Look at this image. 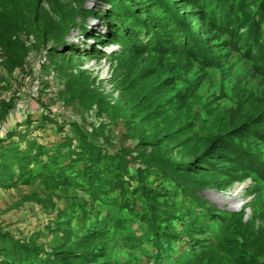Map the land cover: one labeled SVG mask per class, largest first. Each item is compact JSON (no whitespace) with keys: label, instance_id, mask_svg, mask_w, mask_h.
<instances>
[{"label":"rangeland","instance_id":"1","mask_svg":"<svg viewBox=\"0 0 264 264\" xmlns=\"http://www.w3.org/2000/svg\"><path fill=\"white\" fill-rule=\"evenodd\" d=\"M39 1L0 0V154L5 152L12 158L17 151L26 152L31 143L51 151L71 129L79 130L94 144L127 157L131 173L123 175L126 183H138V169L145 172V162H154L161 165L162 171L197 183L195 197L214 207L216 214L225 212L222 216H227L228 221L207 217L206 209L192 200L196 198L181 194L174 182L154 168L148 174L151 173L157 195L148 197L159 208L151 212L144 205L148 197L140 189L127 185L124 193L114 192L106 199L96 200L81 190L61 188L51 178L19 176L13 171H18L22 164L10 162L4 167L0 155V236L6 233L12 241L47 253L81 248L89 264H238L231 256L248 259L256 251L261 254L257 261L264 264V215L259 216L264 213V180L252 171H262L257 155L264 161V139L247 135L248 123L239 110L247 100L264 105L262 72L253 70L239 52H225L221 40L210 45L217 57L215 68L189 63L179 55L156 56L155 66L161 70L159 80L169 84L171 77L174 83L166 97L169 99L170 95L173 103L181 104L177 105L185 117L182 141L187 147L181 154L165 155L151 146H140L142 140L151 143L155 139L131 133L134 126L129 117L115 106L118 92L107 81L111 72L109 60L84 53L93 42L92 34L106 29L95 14L86 12L100 13L109 7L100 0H52L54 8L45 6L41 11L45 30L53 33L55 40L64 37L73 51L60 46L51 51V43H45L42 37L43 28L33 21L31 9ZM57 1L65 7L61 8ZM113 48L117 47L110 45L104 50ZM169 64L175 65L172 70ZM181 93L192 96L188 106ZM164 116H169V112ZM259 128L264 131V123ZM218 139L228 144L224 150L226 157L234 152L252 151V155H245L257 167L247 163L250 170H244L245 166L235 162L238 158L217 164L223 170L220 186L225 187L216 186L207 177L174 169L171 163L186 160L191 149ZM75 145L76 140H72L61 146L62 155ZM242 152L240 161L245 159ZM40 159L48 161L46 155ZM28 168H32L31 162ZM110 181L117 183L114 178ZM153 214L159 216L157 220L166 233H158V253L147 228ZM94 228L107 235L87 236ZM133 235L136 244L126 246V239ZM219 239L222 246L211 249ZM193 241L199 243L193 247ZM1 246L8 244L0 240ZM234 247L236 250L232 251ZM4 258L12 259L0 254V259Z\"/></svg>","mask_w":264,"mask_h":264},{"label":"trees","instance_id":"2","mask_svg":"<svg viewBox=\"0 0 264 264\" xmlns=\"http://www.w3.org/2000/svg\"><path fill=\"white\" fill-rule=\"evenodd\" d=\"M100 1L109 7L108 10L100 13L88 10L86 15L95 14L96 18L104 23L106 29L102 33L95 32L92 34L93 42L86 46L84 53L90 57H104L109 60L111 72L107 81L110 83L111 88L118 92L115 106L118 110L124 111L125 115L127 114L129 117L130 124L134 126L131 133L137 136L147 135L155 139L151 143L142 140L140 146H151L159 149L160 153L165 155L175 152L181 154L187 147L184 144L186 142L182 141L185 133V117L179 111V105L177 104L180 103H173V97L171 99L170 95L169 99L166 97L168 91L170 92V88L174 85L173 80L170 77L169 84L159 80L158 75L161 70L158 69L157 65L155 66L156 56L167 55L169 58H173L175 55H179V58H185L189 63H198L202 67L215 68L217 63L214 60L217 57L210 50V45L215 40H221L222 48L239 52L242 57L250 62L253 70L256 68L264 76V0ZM56 4L61 8L65 7V5L59 4V1ZM52 5L54 8L52 0H40L36 3L33 10L31 9L34 24L43 28L42 37L45 43H51L49 48L51 51L56 46H60L72 52L73 48L66 45L64 37L61 36L58 40H55L53 33L45 30V18L41 11L45 10V6ZM72 20L71 18L70 22ZM208 34L211 36L207 37ZM110 45H115L117 48L106 52L104 49ZM221 55L222 53H219L218 58H221ZM174 66L169 64V70H172ZM182 95H184V102L188 106L192 96L189 93ZM239 110L247 120L246 123H248L245 128L247 135L252 134L264 139V135H260L264 131L259 128L260 124L264 123V105L258 106L252 103V100H247L243 103V108ZM168 112L169 116L165 117L164 114ZM163 117L165 118L163 119ZM166 118H169V120ZM72 140H76V145L71 147L65 155H62L61 146L70 141L72 142ZM104 142L106 141L104 140ZM34 144L31 143L26 152L17 151L12 158L7 153L1 152L4 167L10 162V165H13V162L19 165L22 164L18 171H13L14 173L18 172L19 176L33 174L40 179L51 178L61 188L65 186L72 191L81 190L96 200L106 199L114 192L123 191L124 193L127 190L125 188L127 185L130 189H140L146 198L149 194L157 195L153 188V180L149 177L151 173L148 174L150 168H154L159 174L174 182L180 188L181 194L188 193L190 197L196 198L194 191L199 188L195 185L197 183L189 181L187 178H178L177 175L167 170L162 171L160 169L162 168L161 165L153 164L154 162H145L144 168L147 170L145 172L138 169L137 180L135 179L138 183L135 185H132L131 182L126 183L123 180V175L130 176L131 173L127 167L129 163L127 157L122 152L111 151L101 145L94 144L79 130L71 129L70 134L65 136L64 141L55 145L51 151L44 145L37 144V146H34ZM227 147L226 141L219 139L211 143L200 144L187 153L186 160L171 164L174 165L176 171L180 170L199 178L207 177L216 186L221 184L220 178L223 171L218 169L217 164L219 163H231V160L238 158L235 162L245 166L244 170H250L247 163L252 164V167H257V163L248 161V157L245 155H252V151L249 150V153H243L244 151L234 152L233 155L228 154L226 157L224 150ZM234 148L238 149L236 146ZM33 151L34 153L31 155ZM241 152L245 155L243 161L239 159V156L243 157L240 154ZM45 155L48 157L47 162L40 159L41 156ZM257 157L258 162L262 164V171L259 172L256 169L252 171L264 180V161H260V155H257ZM66 159H68L67 164L64 163ZM30 162L32 164L31 169L28 168ZM80 163L82 167H79ZM155 174L157 175V173ZM111 178H114L117 183H112ZM159 194H161V191ZM196 199L198 201L192 200L196 205L206 209L207 217L219 220L227 218V216H222L225 212L216 214L217 210L214 207L207 206L198 198ZM145 201L144 205L147 210L153 212V208H159L158 205L153 204V201H150L149 197ZM100 202L111 203L102 200ZM263 215L264 213H260L259 216L262 217ZM158 217L157 214H153V220L147 223V228L152 232H150L152 234L151 242L155 244L157 253L161 251L160 245L156 244L160 239L158 233L161 230L166 234L162 231L163 228L157 220ZM167 218H169V213ZM262 218L261 225L263 226L264 217ZM236 220L234 219L233 223ZM226 221L228 220L226 219ZM94 234L97 236L107 235L105 231L94 228L90 230V234L87 236L90 237ZM241 235L244 238L245 235ZM135 238L136 236L133 235L126 239V246H134L136 244ZM0 240L5 242L6 245L8 244L7 247H0V254L12 258L0 259V264H89L88 257L81 248L62 250L61 253L56 251L47 253L36 247L12 241L6 233L0 236ZM198 243L199 241H193L192 246L194 247ZM221 244L222 239H219L211 249L221 247ZM262 249L261 247L260 250ZM234 250H236V247L232 249V251ZM260 255L256 251L255 255L248 257V259H245L242 255L231 256V258L232 261L238 264H259L256 257ZM68 260L72 263L64 262Z\"/></svg>","mask_w":264,"mask_h":264}]
</instances>
